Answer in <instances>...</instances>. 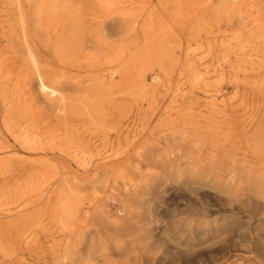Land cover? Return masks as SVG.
I'll use <instances>...</instances> for the list:
<instances>
[{"label":"rangeland","instance_id":"rangeland-1","mask_svg":"<svg viewBox=\"0 0 264 264\" xmlns=\"http://www.w3.org/2000/svg\"><path fill=\"white\" fill-rule=\"evenodd\" d=\"M14 31H29L44 68L75 87L65 93L78 99L71 124L76 139L88 145L79 154L91 163L115 154L120 170L106 175L105 191L77 185L68 198L100 231L131 222L126 232L111 234L124 252L118 264L170 255L173 247L148 230L164 233L166 209L202 192L230 208L216 177L227 170L228 158L256 159L262 149L250 134L264 131V0H0L5 88L16 78V70L6 71L17 45L4 36ZM97 31H133L129 73L122 66L111 74L110 56H91L85 39ZM42 115L29 117L24 134L51 141ZM3 119L0 110V264H55L67 236L54 208L59 176L16 172L37 155L20 147ZM23 126L19 118L13 125ZM261 173L252 168L239 192L256 190ZM153 174L160 178L147 193ZM124 186L141 192L138 205L122 202ZM101 198L104 210H94ZM245 210L234 217L264 243V224Z\"/></svg>","mask_w":264,"mask_h":264},{"label":"bare ground","instance_id":"bare-ground-1","mask_svg":"<svg viewBox=\"0 0 264 264\" xmlns=\"http://www.w3.org/2000/svg\"><path fill=\"white\" fill-rule=\"evenodd\" d=\"M125 14H121V17ZM132 35L133 31H97L96 35L85 39V43L92 49L91 56L95 59L100 55L110 56L109 61L113 63L111 74L122 66H127L129 73ZM4 36H8L7 43L17 45L15 55L9 61L10 68L6 71L16 70V78L10 88H5L3 82L9 78L2 76L5 79L0 81V110L6 128L16 136L20 147L37 155L28 166L22 165L16 172L59 176L53 188V195L56 197L54 208L67 236L61 244L62 255L55 264H118L124 252L122 247L115 244V240H111V234L126 232L131 222L126 220L113 228H106V231H100L86 223L87 212H80L77 205L68 198V191H72L77 185L105 191L106 175L120 170L113 162L114 152L92 160V163L85 154H79L84 153L88 145L84 146L76 139L71 124L77 107L75 101L78 100L72 96L75 87L55 69L44 68L41 50L31 39L29 31H14ZM198 76L199 73H196V77ZM129 82L128 85L131 84ZM75 86L77 88L78 85ZM70 89L72 94L65 93ZM35 114H43L39 117L42 119L41 126H46L45 129L51 131V141L24 134L29 125V117ZM18 118L25 126L15 130L13 125L18 123ZM250 137H256L254 145L262 148L256 159L251 155L243 161L228 158L227 170L216 177L215 183L225 195L223 198L229 202L230 208L226 209L208 193L202 192L189 203L166 209L164 216L168 217L169 222L164 233H153L155 227L148 230L159 244L165 248L173 247L172 251L169 256L143 254L141 264H264V243L258 240L260 236L258 233L250 236L246 227L234 217V214L240 215L242 210L245 212L248 208V218H253L257 225L264 224V131L255 130ZM72 162L76 166L75 170L70 165ZM6 163L7 160L5 166ZM252 168L262 169L263 172L256 183L257 189L239 192V185L250 178ZM68 176L74 182H68ZM78 176L81 177V182L76 178ZM152 177L146 191L144 190L147 193L148 190H154L160 178L158 174H153ZM124 188L127 190L122 199L125 206L128 208L130 205H138L141 192L133 190L130 193L127 186ZM95 204L94 210L98 211H103V206L106 205L102 198L96 200ZM216 236L221 237L204 245Z\"/></svg>","mask_w":264,"mask_h":264}]
</instances>
